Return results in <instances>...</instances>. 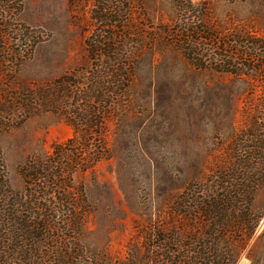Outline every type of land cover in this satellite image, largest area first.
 Segmentation results:
<instances>
[{
    "label": "rangeland",
    "instance_id": "obj_1",
    "mask_svg": "<svg viewBox=\"0 0 264 264\" xmlns=\"http://www.w3.org/2000/svg\"><path fill=\"white\" fill-rule=\"evenodd\" d=\"M190 1L206 5L207 26L221 41L247 37L264 43V0ZM107 2L121 12L114 20L123 28L115 32L122 35L127 57L141 67L129 96H121L124 122L114 146L109 124L116 155L74 177L89 205L77 237L83 264H125L130 254L139 262L146 258L149 229L169 222L171 204L185 188L205 183L228 163L232 141L264 96V70L222 74L185 60L167 35L181 19L172 0H0V44L10 46L0 54V100L12 109L0 151L14 194L23 193L19 168L28 159L46 158L73 133L66 118L45 110L36 95L28 113L24 95L89 69L85 42L98 28L93 8ZM253 207L262 217L237 264H264V237L258 239L264 187L255 193Z\"/></svg>",
    "mask_w": 264,
    "mask_h": 264
},
{
    "label": "trees",
    "instance_id": "obj_2",
    "mask_svg": "<svg viewBox=\"0 0 264 264\" xmlns=\"http://www.w3.org/2000/svg\"><path fill=\"white\" fill-rule=\"evenodd\" d=\"M172 5L181 19L167 35L191 66L231 75L264 70L263 42L247 37L221 41L207 26L205 4L172 0ZM117 14L121 12L111 3L94 6L98 28L85 42L89 69L24 95L28 113L33 112L32 101L40 98L45 110L66 118L73 133L46 158L28 159L19 168L21 195L8 184L0 151V264H83L77 237L89 205L74 177L116 155V147L109 146V124H114V146L121 142L124 122L121 96H129L141 67L127 57L122 35L115 32L123 28L114 20ZM0 45V54L9 53L8 43ZM125 108L131 109V103ZM11 110L0 100V135L9 127L5 116ZM254 111L232 141L228 163L212 171L205 183L185 188L171 204L169 222L153 225L144 237L146 258L139 262L130 254L125 264H237L262 217L253 200L264 187V96ZM262 237L264 230L258 239Z\"/></svg>",
    "mask_w": 264,
    "mask_h": 264
}]
</instances>
